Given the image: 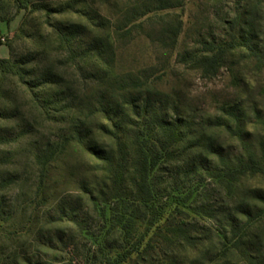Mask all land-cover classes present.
<instances>
[{"label": "trees", "instance_id": "obj_1", "mask_svg": "<svg viewBox=\"0 0 264 264\" xmlns=\"http://www.w3.org/2000/svg\"><path fill=\"white\" fill-rule=\"evenodd\" d=\"M183 2L100 0L104 7L112 5L117 22L113 34L119 45L143 36L164 55L156 54L153 66L136 71L114 72L116 48L109 37L97 34L98 26L93 30L85 25L49 24L65 58L80 72L83 87L80 92L70 90L55 102L63 106L65 131L34 155L39 170L35 193L44 199L64 193L59 187L66 185V177L55 176L58 167L65 165L69 150H77L86 158L84 173L88 176L69 173L68 178L79 194L102 204L129 202L133 208L124 214L128 222L147 221L154 226L144 247L135 248V258L128 264H264V137L256 141L249 137L248 125L253 122L240 101L222 103L214 114L205 116L189 105L178 88H167L162 82L177 67L200 71L203 76H212L222 68L231 72L240 65L264 71V45L256 23L263 21L258 18L260 0L237 2L241 5L235 8L237 12L219 20L227 26L216 36L198 30L190 42L185 36L170 64L182 20L178 15L161 14L181 8ZM5 3L15 6L11 15L3 13ZM30 3L0 0V22L13 21L21 7ZM151 18L176 25L160 23L158 30L146 31L145 22ZM7 65L0 59V69H7L11 76L13 67ZM51 74L45 71L41 84L57 87L59 82L51 80ZM254 121L264 124L263 118ZM219 131L237 146L215 139L214 133ZM204 178L223 189L230 203L226 208L208 203L198 206L197 214L209 219L213 227L198 226L195 217L189 219V214L177 207L158 224L161 216L157 209H164L162 198L182 194L194 183L201 185ZM251 179H259L263 186L249 187L240 196V185ZM54 215V220L46 221L50 213L33 209L18 233L2 228L0 239L7 246L3 242L0 246V264H64L65 255L78 253V240L87 230L81 224L79 206L67 209L59 202ZM23 216L19 215L18 225ZM56 223L76 229L50 227ZM126 223L122 229L128 231ZM28 241L33 250L25 244Z\"/></svg>", "mask_w": 264, "mask_h": 264}, {"label": "rangeland", "instance_id": "obj_2", "mask_svg": "<svg viewBox=\"0 0 264 264\" xmlns=\"http://www.w3.org/2000/svg\"><path fill=\"white\" fill-rule=\"evenodd\" d=\"M237 2L241 0H184L181 8L163 12L161 15H178L182 20L181 33L170 64L181 50L185 36L190 42L196 39V30L201 34L218 35L219 30L227 26L219 20L225 15L231 18L237 12L235 8L241 6ZM5 4L3 13L11 15L15 6ZM21 8L13 21L8 24L0 22V59L13 67L11 76L7 69H0V220L4 221L0 222V230L4 228L18 233L33 209L41 214L50 213L46 221H52L55 218V206L59 202L67 209L78 205L81 224L87 230L82 232L78 240V253L72 251L65 255L64 264H128L135 258V248L141 250L144 247L154 226L147 225V221L128 222L124 214L133 208L129 202L111 200L102 204L76 191L68 174L88 176L84 173L86 158L80 151L69 150L65 165L58 167L55 178L59 175L67 180L64 187H59L64 191L60 197L44 199L35 193L39 170L34 155L40 154L48 143L65 131L63 106L55 102L70 90L80 92L83 87L80 72H76L72 61L68 60L69 63L65 58L49 24H77L90 29L98 26L97 34L109 37L116 48L113 59L116 73L153 66L156 54L161 57L164 55L143 36L119 45L113 34L117 22H114L112 5L104 7L100 0H31L30 5ZM259 10L258 18L263 21L256 22L260 24L257 32L260 44L264 45V0H260ZM204 18L207 20L204 21ZM151 19L145 22L146 31L158 30L160 23L173 27L176 25L175 22ZM188 29L191 30L186 34ZM152 34L158 36L157 33ZM45 71L52 72L53 77L50 79L59 82L57 87L41 84V75ZM234 72L237 75H233ZM22 82L29 83L28 87ZM162 82L167 88H178L189 105L197 112H204L205 116L214 114L222 103L240 101L250 122H253L248 125L249 137L255 141L264 137V124L254 123L255 117L264 119V71H253L240 65L231 69V72L230 69L222 68L212 76H203L200 71L177 67ZM43 109L49 115H45ZM214 137L219 142L224 141L226 146H237L228 141V136L223 132H215ZM105 144L109 145V142ZM155 173L162 177L161 173ZM204 179L201 185L194 183L182 194L172 193L168 198H162L160 205L164 209H157V214L161 216L158 224H162L169 212L177 207L189 214V219L195 217L198 226L213 227L209 219L197 214L198 206L208 203L215 208H226L230 203L223 189ZM257 186H263L259 179L243 182L239 188L240 196H244L242 194L249 187ZM189 192L193 194L187 197ZM21 213L24 216L18 225ZM125 222L128 231L122 229ZM50 227L76 229L68 223H56ZM2 242L0 239V246ZM25 244L33 250L32 243L28 241ZM4 245L7 246V243ZM87 257L88 261L85 260Z\"/></svg>", "mask_w": 264, "mask_h": 264}]
</instances>
